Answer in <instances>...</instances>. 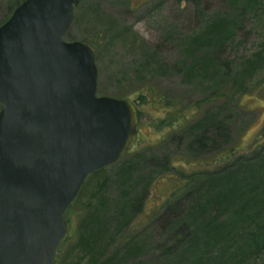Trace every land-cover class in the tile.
<instances>
[{
  "label": "rangeland",
  "instance_id": "374dc122",
  "mask_svg": "<svg viewBox=\"0 0 264 264\" xmlns=\"http://www.w3.org/2000/svg\"><path fill=\"white\" fill-rule=\"evenodd\" d=\"M13 1L0 0V24ZM65 39L95 49L100 96L136 103L143 88L154 86L182 100L183 116L175 130L160 94L136 105L135 146L105 168L103 195L90 176L85 181L71 206V231L57 264H229L223 250L245 257L252 252L244 264H264V229L253 214L262 208V196L247 199L238 215L231 216L232 209L224 216L218 211L229 204L211 187L202 193L211 211L193 209L196 194L230 164L211 163L215 151L237 146L246 155L264 149V0H80ZM241 176L240 188L251 185ZM185 178L189 188L171 195ZM131 200V209H123ZM215 213L227 232L245 226L247 240L237 243L239 249L233 241L227 243L236 244L233 249L223 246L226 234L208 233ZM89 214L107 220L109 229L95 258L78 241V227Z\"/></svg>",
  "mask_w": 264,
  "mask_h": 264
},
{
  "label": "water",
  "instance_id": "95a60500",
  "mask_svg": "<svg viewBox=\"0 0 264 264\" xmlns=\"http://www.w3.org/2000/svg\"><path fill=\"white\" fill-rule=\"evenodd\" d=\"M80 0H24L0 25V264H57L87 178L130 152L131 99L98 94L96 51L67 41Z\"/></svg>",
  "mask_w": 264,
  "mask_h": 264
},
{
  "label": "trees",
  "instance_id": "16d2710c",
  "mask_svg": "<svg viewBox=\"0 0 264 264\" xmlns=\"http://www.w3.org/2000/svg\"><path fill=\"white\" fill-rule=\"evenodd\" d=\"M14 1L12 2V4L14 3L15 4L13 5V7H11V11H10L11 13L7 16L5 21L9 19V17L12 15L15 8L24 0H14ZM5 21H3V23ZM3 23H1L0 25H2ZM159 94L161 95L160 99L168 103L167 105L169 106L170 116L173 117V120L176 123L175 125H172V127L175 128L176 130L182 125L181 120H182L183 114L181 113V111L183 110V107H182L181 99L168 98L166 94H161L160 91L156 87L148 86V87L143 88L142 92L135 99L136 105L145 103L146 101H149V99L156 100V98L159 97L158 96ZM213 97H210L201 102L209 103L212 101ZM242 150L243 149L241 147L231 146L229 148H225L224 150L218 149L217 151H215V155L209 160L211 163L219 164V162L221 161L230 159V164L227 167H225L223 171L216 172L215 173L216 177L213 180L209 181L206 185H204L201 189V192H198L196 194V196L194 197L195 202H194L193 209L199 206H203V208L210 210L209 209L210 201H208V198H206V196L202 193L205 191H210L211 187H213L214 190L217 191L216 197L218 196V199H222L224 200L225 203L229 204V207L227 208L225 212L218 211L220 214L224 216L227 211L232 210V209H234L233 212H229L231 216L238 215L237 213L241 211L242 209L241 207H244L248 203V201H246L247 199H254L255 196L258 199V198H261L262 196V200L260 201V203H262L263 205L262 208H260V211L258 213H253L255 216L254 218H258L259 220V224L257 228L262 230L264 229V204H263L264 203V149H257L255 151H252V153H248L246 155H243V154L240 155L238 152ZM232 160H234V162ZM182 161L185 164L186 159H182ZM104 171H105V168L100 171L95 172L94 174L90 176L94 181H96L94 188L97 187L96 189L98 190V192H100V195L101 194L103 195L105 193V186L107 185V180H106L107 178L104 177L105 176ZM131 173H132V166H130V169H127L126 171L127 175H130ZM255 173H258L257 178H253L255 176ZM238 175H242L241 177L244 178L243 182L246 180V177H248L247 181L251 182L250 183L251 185H249L246 188H240L239 183L237 182V179H236V178H240V177H237ZM224 176H226V178ZM230 182H232V187L230 186ZM189 186H190L189 178H185V181L183 182V184H179V187L176 190H174L173 193H171V195L175 194L179 196L183 191L187 190ZM88 189L91 190L93 189V187L90 186ZM86 190H87V185H86ZM236 203H237L236 208L231 207L232 205ZM131 206H132V200L126 201L123 204L122 208L125 210H130ZM217 206L218 207L220 206L219 202ZM70 209L68 211L69 222L71 220L69 218V215H71ZM210 214H212V212H210ZM129 215H130L129 213L126 214L127 217ZM222 215H217L215 213V221L213 224H210L211 228L208 230V233L209 234L213 233L216 235L218 233L219 234L223 233V235L226 234V236H224V239L222 241L224 242L223 246L224 247L227 246L229 249H233L237 243L247 240V233L246 231H244L245 226L244 227L239 226L237 229H235V231L231 230L227 232L220 220ZM100 220L101 219L98 217V215L89 214L82 220L77 230V233L79 236L78 241L81 242V246L87 252H89L91 256H93V258H95L94 256L98 254L97 250L101 249L103 242L109 236L107 220L105 223L102 221L100 222ZM243 221L244 220H242L241 222ZM232 223L236 225L235 222H232ZM74 231L75 229L73 230V232ZM225 237H228V238L225 239ZM230 241L231 242L233 241L234 243H236V244L233 243V246L231 248L227 244V243H230ZM238 245L240 244H237V249H239ZM262 247L264 248V243L259 244V248H262ZM251 253L252 252H250V254L245 257V256H239V254L227 255L228 250H223V255H225L226 258L229 257L228 259L229 264H244L245 262H249L248 257L253 256V254ZM92 263L95 264L96 261L93 260ZM224 264H226V262Z\"/></svg>",
  "mask_w": 264,
  "mask_h": 264
}]
</instances>
